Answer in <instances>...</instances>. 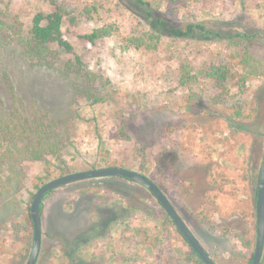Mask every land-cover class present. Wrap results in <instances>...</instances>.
Instances as JSON below:
<instances>
[{
    "label": "rangeland",
    "instance_id": "rangeland-1",
    "mask_svg": "<svg viewBox=\"0 0 264 264\" xmlns=\"http://www.w3.org/2000/svg\"><path fill=\"white\" fill-rule=\"evenodd\" d=\"M57 4L72 51L53 47V58L36 62L17 39L34 15L54 7L0 0V107L14 105L6 74L20 107L44 113L66 140L56 157L22 159L14 172L0 173V182H11L8 190L0 188V264H25L29 206L39 186L108 162L154 182L219 264H248L255 242L253 177L264 152V0L155 1L156 16L181 29L202 24L218 36L195 31L183 38L130 0ZM99 28L111 34L93 44L82 38ZM239 32L252 37L226 38ZM145 34L158 36L156 49L129 44ZM245 49L255 70L243 64ZM213 64L230 67L224 91L207 78ZM237 106L244 109L241 117L234 115ZM42 203L36 264H192L173 222L136 183L78 181Z\"/></svg>",
    "mask_w": 264,
    "mask_h": 264
},
{
    "label": "trees",
    "instance_id": "trees-1",
    "mask_svg": "<svg viewBox=\"0 0 264 264\" xmlns=\"http://www.w3.org/2000/svg\"><path fill=\"white\" fill-rule=\"evenodd\" d=\"M43 1L49 2L54 7V11L48 14L37 13L34 15L26 35L23 37L20 36L17 39L20 50L24 52L28 59L36 62H42L53 58L55 56V52L52 49L53 47H57L64 52L72 51L69 43L63 38L61 30L63 15L57 4V0ZM130 1L137 7L146 10L149 18L156 25L168 29L173 37L183 38L191 35L195 31L214 34L218 37L216 33L207 30L202 24H188L185 29H181L169 21L162 19V17L156 16L152 5L157 0ZM110 34L111 32L109 30L99 28L83 35L82 38L86 42L93 44L97 40L107 37ZM250 34L251 32H239L236 35H227L226 38H237L241 42H248L252 37ZM128 42L136 49L145 48L147 50H154L158 43V36H147V34H145L142 37L129 38ZM75 60L77 65L80 64L78 58H75ZM242 61L245 67L248 66L253 70L256 69L255 66L250 64L252 57L246 49ZM206 75L207 78L216 85L218 90L224 91L226 81L231 75L230 67L227 64H213L207 70ZM76 76L80 78L79 75L76 74ZM244 79L245 76H243V80ZM2 80L5 84L7 93L13 98L14 105H12L10 109L4 106L0 107V173L8 170L14 172L16 170V168H14L15 165L20 163L22 159L39 161L45 156L56 157L60 154L66 141L58 129L57 124L53 120H47L46 115L40 111H27L20 107L21 104L19 99L14 96L13 86L6 74H3ZM237 107V110L234 111V115L241 117L244 109L241 106ZM106 166L117 167L115 162H108ZM258 175L259 172L253 177L255 181L258 180ZM107 179L131 182L120 177H110ZM10 183L11 182H0V188L8 190ZM105 188L111 192L121 193L117 187L111 184H108ZM50 193L51 192L46 193L45 196ZM42 208L43 203L40 205L41 211ZM28 219L30 221L29 214ZM184 242L186 243L185 240ZM207 254L209 255V253ZM211 259L215 264H219L214 258L211 257ZM187 260L192 264H202L199 257L191 249ZM250 262L251 259L248 260V264H250Z\"/></svg>",
    "mask_w": 264,
    "mask_h": 264
},
{
    "label": "water",
    "instance_id": "water-1",
    "mask_svg": "<svg viewBox=\"0 0 264 264\" xmlns=\"http://www.w3.org/2000/svg\"><path fill=\"white\" fill-rule=\"evenodd\" d=\"M110 177L124 178L147 189L173 222L175 228L186 241L190 249L199 257L201 262L203 264H215L183 219L176 212L162 190L143 174L123 167H104L71 172L53 178L39 186L34 193L29 206V218L32 225V242L25 264H36L38 260L41 247L40 205L46 193L52 192L53 190L70 183ZM254 207L255 242L250 264H260L264 248V152L256 185Z\"/></svg>",
    "mask_w": 264,
    "mask_h": 264
}]
</instances>
